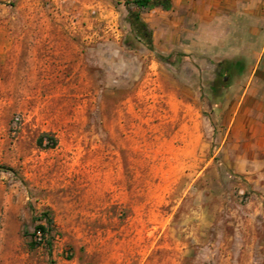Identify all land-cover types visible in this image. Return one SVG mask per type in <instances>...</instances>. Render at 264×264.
I'll use <instances>...</instances> for the list:
<instances>
[{"label": "rangeland", "instance_id": "374dc122", "mask_svg": "<svg viewBox=\"0 0 264 264\" xmlns=\"http://www.w3.org/2000/svg\"><path fill=\"white\" fill-rule=\"evenodd\" d=\"M174 2L149 47L117 0H0V264H264V95L227 132Z\"/></svg>", "mask_w": 264, "mask_h": 264}, {"label": "crops", "instance_id": "0c3cea01", "mask_svg": "<svg viewBox=\"0 0 264 264\" xmlns=\"http://www.w3.org/2000/svg\"><path fill=\"white\" fill-rule=\"evenodd\" d=\"M182 4L187 37L183 49L210 66L216 67L217 61L229 72L222 78L224 83L245 86L234 98L238 103L228 116L227 132L241 131L244 118L258 125L264 95L259 93V86H264V0H185ZM184 22L178 23L177 37L184 33Z\"/></svg>", "mask_w": 264, "mask_h": 264}, {"label": "trees", "instance_id": "16d2710c", "mask_svg": "<svg viewBox=\"0 0 264 264\" xmlns=\"http://www.w3.org/2000/svg\"><path fill=\"white\" fill-rule=\"evenodd\" d=\"M124 4L126 9V21L129 24L132 31L137 35L141 41L152 47V32L145 21L141 18V12L143 10H150L154 8H161L163 10H170L172 8V0H117ZM47 134H42L38 138V145L41 147L42 139ZM50 137V136H48ZM54 141L52 137L49 138ZM35 219L50 221L49 213L47 211L41 212L39 216ZM49 228L45 222H39L35 224L33 233L31 234L34 237V244H38L41 242V239L45 238L49 235Z\"/></svg>", "mask_w": 264, "mask_h": 264}]
</instances>
